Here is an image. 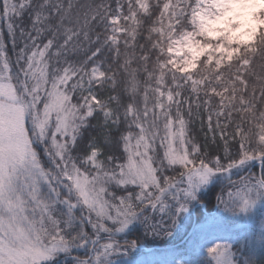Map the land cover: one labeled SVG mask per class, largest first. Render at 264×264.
<instances>
[{"label": "snow or ice", "instance_id": "6c2138e0", "mask_svg": "<svg viewBox=\"0 0 264 264\" xmlns=\"http://www.w3.org/2000/svg\"><path fill=\"white\" fill-rule=\"evenodd\" d=\"M141 228L264 264V0H0V264H140Z\"/></svg>", "mask_w": 264, "mask_h": 264}, {"label": "trees", "instance_id": "16d2710c", "mask_svg": "<svg viewBox=\"0 0 264 264\" xmlns=\"http://www.w3.org/2000/svg\"><path fill=\"white\" fill-rule=\"evenodd\" d=\"M194 135H196V139L200 143L204 142L203 133L199 132V126L198 125L195 126ZM213 204H214V198H212L209 201H206L205 209L208 210V211H211L212 207H213ZM201 215H202L201 213H199L197 215L199 221L201 220L200 219ZM127 238L129 239V241L137 240L138 244H144L146 246H150V245L163 246L166 243L164 241V239L154 238L150 233L146 234L143 228H141L138 232L133 233L132 235L128 236ZM121 243L123 244V242H121ZM121 251H123V249ZM131 251H132V253L134 252V255L138 254V251L136 249L135 250H131Z\"/></svg>", "mask_w": 264, "mask_h": 264}, {"label": "rangeland", "instance_id": "374dc122", "mask_svg": "<svg viewBox=\"0 0 264 264\" xmlns=\"http://www.w3.org/2000/svg\"><path fill=\"white\" fill-rule=\"evenodd\" d=\"M10 46L11 45H9V48ZM206 221L210 223V219H205L203 223H205ZM210 238H211V235H209V239ZM149 252L144 253L142 256H139L136 260L140 262V264H154L155 262L156 264H167V262L171 261L173 258H176V256L179 253V251L172 252V251H162V250H158V251L153 250V252L152 251H149ZM184 252H185V248H184ZM146 254H149V255H146ZM182 258H186V253L182 255L181 258L178 257L177 259H182Z\"/></svg>", "mask_w": 264, "mask_h": 264}]
</instances>
